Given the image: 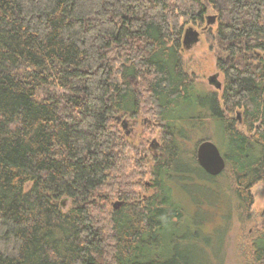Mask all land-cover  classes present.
Masks as SVG:
<instances>
[{
    "label": "trees",
    "instance_id": "16d2710c",
    "mask_svg": "<svg viewBox=\"0 0 264 264\" xmlns=\"http://www.w3.org/2000/svg\"><path fill=\"white\" fill-rule=\"evenodd\" d=\"M210 10L222 97L197 89L182 64L185 26ZM263 54L264 0H0V264H217L169 181L217 188L224 177L227 220L252 216L264 183ZM126 116L162 122L157 192L145 198L146 144L127 139ZM206 124L224 144L218 177L187 148ZM258 217L249 255L264 264Z\"/></svg>",
    "mask_w": 264,
    "mask_h": 264
},
{
    "label": "rangeland",
    "instance_id": "374dc122",
    "mask_svg": "<svg viewBox=\"0 0 264 264\" xmlns=\"http://www.w3.org/2000/svg\"><path fill=\"white\" fill-rule=\"evenodd\" d=\"M216 15L212 10L207 16ZM206 26V21L202 25L196 23H189L185 26V31L189 28L201 32L200 40L190 50H182V64L184 70L189 74L190 78L195 81L197 89L204 92L216 91L214 86L208 83L209 77L220 73L219 81L223 83V89L219 91V97L225 91L226 75L219 67V58L215 36L220 26V20L209 26L205 31L202 29ZM184 31V33H185ZM264 55V54H263ZM237 112V111H236ZM236 112L229 114L233 118H237ZM238 113V112H237ZM146 117L140 116L137 119H130V134L126 137L132 142L134 146H139L141 141L146 144L145 154L148 165L144 176H138L137 183L141 184L137 187L136 192L138 197L145 198L157 192L153 187L154 178L152 176L155 159L162 155L163 141L161 138V131L158 127L161 126V120H153L151 124L145 122ZM204 129H197L191 133L190 139L187 143L189 151L196 152L197 143L201 139H211L224 153V144L218 136L213 127L209 124L205 125ZM153 127V128H152ZM154 129V134L149 137H144L145 129ZM215 134V135H214ZM155 141L156 147H152ZM193 181V182H192ZM192 183L187 182V186L172 179L169 185L173 187L175 194L178 197L184 198L185 208L188 213L192 215L198 212L200 216L199 228L206 238L211 243L210 249L217 252L220 259L217 264H253L249 255V248L251 246V238L257 230V221L259 215L264 210V183L257 185L253 189V194L256 197L255 204L251 208L252 216H242L237 213L235 209L231 221L227 220L226 215L229 213V199L226 196L225 186H231L224 177L217 178L219 187H214L212 184L194 177ZM219 193L216 199L209 196V189ZM64 200V199H63ZM122 202V200L115 198L110 201V208L113 209L115 202ZM70 201H65V208L70 207ZM198 209V210H196ZM248 214V213H247ZM229 223V225H228ZM229 226V227H228ZM229 229L227 235H223L225 229ZM207 233H205V232ZM209 241V242H210ZM208 248V245H207Z\"/></svg>",
    "mask_w": 264,
    "mask_h": 264
},
{
    "label": "water",
    "instance_id": "95a60500",
    "mask_svg": "<svg viewBox=\"0 0 264 264\" xmlns=\"http://www.w3.org/2000/svg\"><path fill=\"white\" fill-rule=\"evenodd\" d=\"M217 17L214 15L207 17V26L214 24ZM199 40V32L195 30H187L184 35V45L187 49H189L188 44L197 43ZM209 83L211 85H215L217 88L221 87V83L217 82L216 75H213L209 78ZM237 119L239 123L242 122L241 113H237ZM119 120H121L119 118ZM123 128L126 129L128 127L127 121L122 122ZM196 155L199 166L210 176L218 177L220 176L226 169L227 161L219 149V147L210 139L203 140L198 143L196 147ZM66 199L61 201L62 208H65ZM123 205V202H115L113 204L114 209H119Z\"/></svg>",
    "mask_w": 264,
    "mask_h": 264
},
{
    "label": "flooded vegetation",
    "instance_id": "af4514ba",
    "mask_svg": "<svg viewBox=\"0 0 264 264\" xmlns=\"http://www.w3.org/2000/svg\"><path fill=\"white\" fill-rule=\"evenodd\" d=\"M208 17V16H207ZM218 19V18H217ZM217 19H216V21L214 22V24L217 22ZM205 21H206V26L202 29V31H205L209 26H212V25H214V24H212V25H209V26H207V18L205 19ZM190 29V28H189ZM188 29V30H189ZM190 30H193L192 28L190 29ZM187 31V30H186ZM186 31H185V33H186ZM195 31H197V30H195ZM197 32H199V31H197ZM185 33L183 34V39H182V41H181V43H182V47L184 48V50H190L192 47H194V45L196 44H194V43H190V44H188V46H189V49H187L186 47H185V45H184V35H185ZM200 35H201V32H199V40H200ZM199 40H198V42H199ZM197 42V43H198ZM225 73V72H224ZM216 75V77H217V82H220L219 81V77H220V73H216L215 74ZM210 78V77H209ZM208 83H209V79H208ZM221 83V87L220 88H217L215 85H211L210 83V85L211 86H214L215 87V89H216V91H211V92H207V93H217L218 94V96L220 95L219 94V91H221L222 89H223V83L222 82H220ZM223 94H224V92H223ZM222 94V95H223ZM222 95H221V97H222ZM241 113V112H240ZM119 118L121 119V120H119ZM138 118V117H137ZM137 118H134V117H128V116H126V117H118V121L121 123V125H122V122L123 121H127V123H128V127L126 128V129H124V132H125V134L128 136L129 134H130V132H131V130H130V122H129V120L130 119H137ZM157 119H160V118H157ZM239 121V120H238ZM145 122H148L147 120H145ZM149 124H151L152 123V121H149L148 122ZM123 126V125H122ZM205 140V139H204ZM211 140V139H210ZM203 141V140H202ZM156 143H155V141L152 143V147H156ZM198 145V144H197ZM197 147V146H196ZM196 160H197V155H196ZM197 163H198V161H197ZM199 165V164H198Z\"/></svg>",
    "mask_w": 264,
    "mask_h": 264
},
{
    "label": "bare ground",
    "instance_id": "6f19581e",
    "mask_svg": "<svg viewBox=\"0 0 264 264\" xmlns=\"http://www.w3.org/2000/svg\"><path fill=\"white\" fill-rule=\"evenodd\" d=\"M148 110V109H147ZM146 112V110H144ZM143 112V111H142ZM209 125V124H208Z\"/></svg>",
    "mask_w": 264,
    "mask_h": 264
}]
</instances>
